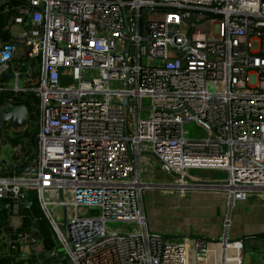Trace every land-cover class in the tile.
Listing matches in <instances>:
<instances>
[{"label": "built area", "instance_id": "1", "mask_svg": "<svg viewBox=\"0 0 264 264\" xmlns=\"http://www.w3.org/2000/svg\"><path fill=\"white\" fill-rule=\"evenodd\" d=\"M1 1L5 30L22 31L0 39V97L39 102L24 127L34 152L0 174V257L43 252L21 214L31 193L54 240L37 264H193L211 241L151 233L145 193L184 198L194 171L214 170L232 206L264 194V0ZM20 48L32 63L24 89ZM191 122L210 135L188 138ZM148 161L172 179L148 180ZM222 243L242 264L243 244Z\"/></svg>", "mask_w": 264, "mask_h": 264}, {"label": "crops", "instance_id": "2", "mask_svg": "<svg viewBox=\"0 0 264 264\" xmlns=\"http://www.w3.org/2000/svg\"><path fill=\"white\" fill-rule=\"evenodd\" d=\"M15 29L19 30V34L22 31L17 26L7 29L12 36L7 43L14 42V38L17 37L13 34ZM23 54L24 50L20 48L15 62L12 63V66L15 67L21 64L22 71H24L19 83L22 89L29 87L32 83V79L26 76L32 63L24 60ZM13 85L14 82H11V86ZM2 107L3 105L0 108ZM5 130L0 131V148L6 144L10 145L13 163L8 165L0 161V170L5 168L11 171L14 168H19L18 160L21 157L19 154L27 153L24 151L26 146H30V143H27L30 139H32L30 150L34 152L35 133L28 132L29 128L13 129L8 126ZM8 174L13 175L14 173L11 171ZM199 174L198 176L191 174L194 183L219 184L222 181L204 171ZM171 179L167 173L160 169H153L148 177L150 181L165 183ZM147 201V205L144 203V211L151 233L174 237L178 240L201 238L211 241L204 253L192 254L193 264H223L224 254L227 264H236V251L232 248L224 249L222 241L226 238L228 242L243 244L242 264H264V194L261 192L251 193L247 201L236 202L232 206L228 192L219 187L205 188L195 185L184 198L153 194L147 198ZM5 205L7 206V204ZM228 211L231 212L228 217L229 224L226 223Z\"/></svg>", "mask_w": 264, "mask_h": 264}, {"label": "trees", "instance_id": "3", "mask_svg": "<svg viewBox=\"0 0 264 264\" xmlns=\"http://www.w3.org/2000/svg\"><path fill=\"white\" fill-rule=\"evenodd\" d=\"M7 25V18L4 15H0V39L3 42H8L11 40L12 36L10 32L5 30ZM8 98V96H6ZM5 96L0 97V106L4 105L6 102ZM17 105L25 104L31 113L34 110V105L38 104V99L34 95L28 96L26 100L16 99ZM11 174H8L10 176ZM30 206H23L21 211L24 217V228L34 227L37 231L35 234L43 240L44 248L43 252L38 254H33L27 257L20 256H3L0 257V264H37L40 259L44 258L46 253L52 250L54 246V240L52 236L51 228L40 208L39 202L37 200L36 194L31 193L29 195ZM6 205L0 202V233L5 232L7 234V218L8 211L5 208Z\"/></svg>", "mask_w": 264, "mask_h": 264}, {"label": "water", "instance_id": "4", "mask_svg": "<svg viewBox=\"0 0 264 264\" xmlns=\"http://www.w3.org/2000/svg\"><path fill=\"white\" fill-rule=\"evenodd\" d=\"M1 4H6V2H2L0 0V5ZM129 47H130V43H128L127 49H129ZM5 77L11 78L10 76H7V75H5ZM127 78H129V75H127ZM124 105L126 108L129 107L128 97L125 98ZM29 115H30V112H29V109L27 108L26 105H14L11 102H6L3 105V107L0 108V130H4L8 126L15 128V129H22V128L26 127L27 125L32 123L30 121ZM35 161H36V156L34 157L33 161L26 168L18 170L15 173L17 175L31 173L33 171L32 166H33ZM8 172H11V171L0 170V173H8ZM12 172L14 173V171H12ZM194 185H197L199 187H205V188L218 187L219 186L218 183H216V184H213V183L197 184V183H195ZM6 209L9 210V207L6 206Z\"/></svg>", "mask_w": 264, "mask_h": 264}, {"label": "rangeland", "instance_id": "5", "mask_svg": "<svg viewBox=\"0 0 264 264\" xmlns=\"http://www.w3.org/2000/svg\"><path fill=\"white\" fill-rule=\"evenodd\" d=\"M14 35H16V36H18L19 35V30L18 29H15L14 30V33H13ZM67 84V83H66ZM69 85H76V83L75 82H73V81H70V83H69ZM113 87H114V85H113ZM146 103H148V101L147 100H145L144 101V104H146ZM149 116V112L147 111V112H145V111H143L142 112V117L143 118H147ZM185 130L188 132V135H187V137L188 138H191V139H197V138H203V137H208L210 134H209V132H208V130L203 126V125H201V124H199V123H197V122H191V123H187L186 125H185ZM29 142H31L30 140H29ZM27 143H28V141H27ZM31 145H32V143H30V148H31ZM27 149H28V147H27ZM0 161H2V162H4V163H6V164H8V165H11L12 163H13V159H12V153H11V147H10V145H4V146H2L1 148H0ZM146 166L147 167H150L151 168V170H153L154 168L152 167V164H151V162L150 161H148V163L146 164ZM201 172H203V171H194L193 173H192V175H200L199 173H201ZM204 172H206V174L207 173H210L211 175H213L214 177H216V178H219V179H221V180H223V179H226V173H224L223 171H204ZM195 173V174H194ZM152 191H148V193H151ZM155 194H165V193H169V192H158V191H153ZM152 194V193H151ZM151 194H149V195H144V203H146V205H147V203H148V201H147V198L148 197H150V196H152ZM230 214H231V212L230 211H228V216H227V219H228V217H230ZM229 222H230V220L228 219V220H226V223H228L229 224ZM109 226L111 227V228H117L118 230H123V228H124V226H123V224L122 223H111V224H109Z\"/></svg>", "mask_w": 264, "mask_h": 264}, {"label": "bare ground", "instance_id": "6", "mask_svg": "<svg viewBox=\"0 0 264 264\" xmlns=\"http://www.w3.org/2000/svg\"><path fill=\"white\" fill-rule=\"evenodd\" d=\"M236 264H238L237 260H236Z\"/></svg>", "mask_w": 264, "mask_h": 264}]
</instances>
